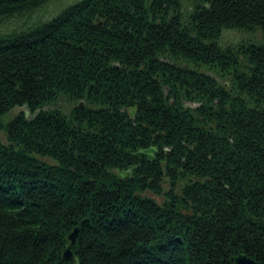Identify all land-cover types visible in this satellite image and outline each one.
<instances>
[{
	"label": "trees",
	"instance_id": "16d2710c",
	"mask_svg": "<svg viewBox=\"0 0 264 264\" xmlns=\"http://www.w3.org/2000/svg\"><path fill=\"white\" fill-rule=\"evenodd\" d=\"M183 1L81 0L0 36V264H68L76 227L80 264H264V0H192L186 23ZM234 28L263 36L222 47ZM150 145L182 187L158 161L146 185L117 177Z\"/></svg>",
	"mask_w": 264,
	"mask_h": 264
},
{
	"label": "rangeland",
	"instance_id": "374dc122",
	"mask_svg": "<svg viewBox=\"0 0 264 264\" xmlns=\"http://www.w3.org/2000/svg\"><path fill=\"white\" fill-rule=\"evenodd\" d=\"M79 1H81V0H54L51 3H49L48 5L42 7L41 9L35 10L32 13H28L25 15H18V16H15L13 18H5V19L0 18V36H7V35H10L14 32H22V31L33 28V26L36 24L49 22V21L53 20L56 16H58L67 7L77 3ZM183 3H184L183 4V12L185 14L184 21L186 23L188 14L191 11H193L195 1L192 2V0H184ZM262 36H263V33L261 31H257L255 33H252V32H248L242 28L226 29V30H224V32L222 34V38L219 41V43L221 44L222 47L226 48L229 46H238V45H241L243 43L248 44V42L262 39ZM208 73L211 76H214L216 79H218L226 87L230 86V83L227 80L222 81L214 73H211V72H208ZM186 106L191 107V108H195L198 105L186 103ZM22 111H26L28 113L27 114L28 117L31 116V114L28 112V110L26 108H16L9 114L8 119L9 118L10 119L15 118ZM0 139L3 142H6V135L4 133H0ZM145 148H146V146H145ZM151 148H155L157 150L154 153L155 158L157 157L158 153H160L159 157H161L163 160V166H162V167H164V168H162L163 171L168 172L167 167L169 166L171 172L173 173V177H177L178 179H180L179 186L182 187L186 183V181L183 180V178H182L183 177V169L180 167L179 161H177L178 159L176 157L174 158L175 153L172 155V153H173L172 148L171 147H163L160 150V148H158L157 146H153V145L151 146L150 145L149 148H147L146 150H149ZM138 152L139 151H137V153ZM168 156L170 157V159L167 158ZM42 160L46 163L54 164L53 161L46 160V159H42ZM160 163H162V162H160ZM174 163H176V165ZM178 165H179V167H178ZM117 177L119 178V176H117ZM137 177L138 176H135L134 178L136 179ZM189 178L191 181L195 180V177L194 176L192 177V175ZM162 180H163V182L161 183L162 189L164 191H169V187H170L169 179L166 178V179H162ZM146 195L148 197H152V195L149 192H147ZM158 196H160V197L158 199H154V200L157 201V202L156 201L155 202L159 206L163 207L162 205H160L164 202L163 198L161 197V195H158ZM165 204H166V202L164 203V206H165Z\"/></svg>",
	"mask_w": 264,
	"mask_h": 264
},
{
	"label": "flooded vegetation",
	"instance_id": "af4514ba",
	"mask_svg": "<svg viewBox=\"0 0 264 264\" xmlns=\"http://www.w3.org/2000/svg\"><path fill=\"white\" fill-rule=\"evenodd\" d=\"M137 109V108H136ZM136 114V113H135ZM147 148H144V147H141L139 146L138 147V151H141V150H146ZM137 153V151H136ZM160 153H158L157 157L155 158L156 160L153 161V162H147V161H144L142 159H139L138 157L135 156V153L132 155L134 158H131V163L132 164H128L127 166H124L123 168H117L116 169V173H117V176H119V178L125 182H143V185H146L148 182H149V179L151 177L150 173H149V170H146V166L145 165H148V164H151V163H156L158 160L162 163H160L159 161V168L162 169L164 167L163 166V160L161 157H159ZM166 172L163 171V176H162V179H166L168 178L166 176ZM135 176H138L136 179L134 178ZM163 190V189H162ZM152 197H148L146 194L147 192L144 193V195L148 198H150L151 200H153L154 202L156 200L154 199H158L160 196L158 195H161V197L163 198V203L160 204L164 207V203L166 202V198H165V194L164 193H161V194H157V192L153 193L151 191H148ZM166 192V191H165ZM157 202V201H156Z\"/></svg>",
	"mask_w": 264,
	"mask_h": 264
},
{
	"label": "water",
	"instance_id": "95a60500",
	"mask_svg": "<svg viewBox=\"0 0 264 264\" xmlns=\"http://www.w3.org/2000/svg\"><path fill=\"white\" fill-rule=\"evenodd\" d=\"M95 25L98 28H103V22H100L99 18L96 19ZM83 106V103L81 104ZM28 114V113H27ZM132 117L135 116V109L133 110V113L131 114ZM157 150L155 148H151L149 150H141L138 153H135V156L139 159H142L147 162H152L155 160L154 153ZM202 183H204V180H202ZM89 219L84 220V223H88ZM80 229L79 227H76L69 235H68V243L66 245L65 252L62 255V259L64 262L68 264H79L77 257L74 255L73 252V246L75 245L77 238L79 236ZM235 264H258L257 261L253 260L252 258L248 257L245 254H240L235 259Z\"/></svg>",
	"mask_w": 264,
	"mask_h": 264
},
{
	"label": "bare ground",
	"instance_id": "6f19581e",
	"mask_svg": "<svg viewBox=\"0 0 264 264\" xmlns=\"http://www.w3.org/2000/svg\"><path fill=\"white\" fill-rule=\"evenodd\" d=\"M78 259V258H77ZM78 262H79V260H78ZM80 264V263H79Z\"/></svg>",
	"mask_w": 264,
	"mask_h": 264
}]
</instances>
